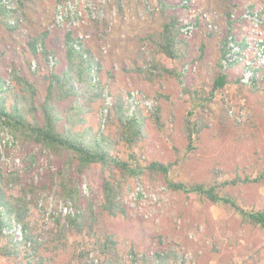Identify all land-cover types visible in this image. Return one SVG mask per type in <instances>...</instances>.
Wrapping results in <instances>:
<instances>
[{
  "label": "rangeland",
  "instance_id": "rangeland-1",
  "mask_svg": "<svg viewBox=\"0 0 264 264\" xmlns=\"http://www.w3.org/2000/svg\"><path fill=\"white\" fill-rule=\"evenodd\" d=\"M68 3L75 9V19L59 24L57 7ZM263 10L264 0H28L24 10L17 12V31L10 32L0 23V75L7 79L11 70L18 71L35 84L39 101L46 95V74L65 68V35L70 32L82 39L83 48L101 63L94 81L100 79L107 85L101 106L86 117L85 126L105 129L108 99L113 104L114 97L121 96L130 112V95L135 93L139 104L134 112L144 117V137L131 149L118 145L115 154L124 160L133 156L143 167L154 161L171 163L168 178L146 171L125 181L126 212L111 216L102 209L107 174L101 166L92 165L82 175L74 173L85 199L94 202L98 236L113 237L125 258L132 248L148 254L172 250L180 257L174 264H264L263 229L244 223L222 202L211 203L168 185V181L221 184L247 176L258 178L264 171V75L256 61L258 43L264 40ZM250 11L258 13V21L247 17ZM171 14L178 17L180 36L189 44L188 62L181 82H151L144 65L150 54L142 39L155 33ZM188 27L189 33L184 34L182 29ZM41 33H47V58L28 47L30 38ZM226 40L230 51L223 59ZM219 62L232 84L215 92L207 107L196 109V97L208 95ZM248 66L253 68V77L246 83ZM156 108L162 129L151 117ZM190 112L204 116L206 123L191 145L185 136ZM64 159L39 145L16 142L0 129V171L38 188L37 203L30 207L38 222L49 224L70 211L52 178ZM218 192L245 210L264 209V179L225 185ZM12 231L20 238L21 231ZM71 252L54 256L51 264H73ZM0 264L16 262L0 256Z\"/></svg>",
  "mask_w": 264,
  "mask_h": 264
},
{
  "label": "trees",
  "instance_id": "trees-1",
  "mask_svg": "<svg viewBox=\"0 0 264 264\" xmlns=\"http://www.w3.org/2000/svg\"><path fill=\"white\" fill-rule=\"evenodd\" d=\"M27 1L0 0V23L8 31L15 32L20 28L17 12L24 10ZM227 19L228 34L232 36L230 13ZM46 37L47 33L31 37L29 50L34 54L39 50L47 58ZM142 42L150 54L144 62L148 81L181 82L190 51L189 44L180 36L178 17L169 15L161 27L144 37ZM226 44L227 40L223 45V59L230 51L226 50ZM63 50L65 68L62 71L52 69L46 74V95L41 101L35 84L18 71L11 70L7 79L0 75V129L16 142L39 145L57 157L65 156L52 178L61 200L70 211L55 217L49 224L38 222L30 212L31 205L37 203L38 188L32 183H21L13 174L4 176L0 171V256L16 264L23 260H28L26 264H51L54 256L72 251L73 264H86L85 261L88 264L177 263L180 257L172 250L148 254L137 253L130 248L125 258L113 237L98 236L94 202L89 197L85 199L74 173L82 175L92 165L101 166L107 174L102 185V209L111 216H118L126 212L122 201L125 181L138 178L146 171L161 174L167 179L172 164L154 161L143 167L133 156L124 160L115 154L118 145L124 144L131 149L144 137V117L139 112L131 114L121 96L114 97L105 129L93 130L85 126L86 117L101 106L107 88L102 80L94 81V75L100 73L101 63L90 50L82 48L81 41L70 32L65 35ZM224 70L219 62V71L208 95L196 97V109L207 107L215 92L232 84ZM159 113V108H156L151 117L156 127L162 129ZM204 119V116H194V112H190L185 121V136L190 145L194 137L206 129ZM263 179L264 171L258 178L247 176L221 184L168 181V185L184 194L199 195L211 203L222 202L233 209L244 223L264 229V209L245 210L235 200L218 192L225 185L259 183ZM14 227L20 228V238L14 236ZM43 235L49 241L42 239ZM45 253L53 255L47 257Z\"/></svg>",
  "mask_w": 264,
  "mask_h": 264
},
{
  "label": "built area",
  "instance_id": "built-area-1",
  "mask_svg": "<svg viewBox=\"0 0 264 264\" xmlns=\"http://www.w3.org/2000/svg\"><path fill=\"white\" fill-rule=\"evenodd\" d=\"M264 11V10H263ZM251 12V11H250ZM249 12V15L247 16L249 19L253 20V21H258V13H254ZM67 18H70V20H74L75 19V9L73 8V5L71 3H68V4H65V5H59L57 7V23L59 24H63L64 21L67 19ZM182 32L184 34H188L189 33V27L188 28H185V29H182ZM80 41H81V45L83 44L82 43V39L81 38H78ZM232 46V44L230 45ZM258 47L260 49L259 53L256 54V61L257 63H259V66L260 68H262L263 70V75H264V40L263 41H260L258 43ZM78 48V47H77ZM83 48V46H82ZM227 61V60H225ZM247 70L248 72L245 74L244 76V82L248 83L249 82V79L251 77H253V68L251 66H248L247 67ZM92 73L94 74L95 73V69L92 70ZM95 77V75H94ZM110 100L108 99V102H107V105L105 107V114L108 113L109 111V108L110 106L112 105L111 102H109ZM138 102H137V98H136V95L135 93H132L130 95V102L128 104V108H130V113L133 114L134 113V110L136 109V107L138 106ZM17 230L19 231V234H20V228L19 227H14V230Z\"/></svg>",
  "mask_w": 264,
  "mask_h": 264
},
{
  "label": "crops",
  "instance_id": "crops-1",
  "mask_svg": "<svg viewBox=\"0 0 264 264\" xmlns=\"http://www.w3.org/2000/svg\"><path fill=\"white\" fill-rule=\"evenodd\" d=\"M255 210V209H254ZM264 230V229H263Z\"/></svg>",
  "mask_w": 264,
  "mask_h": 264
}]
</instances>
